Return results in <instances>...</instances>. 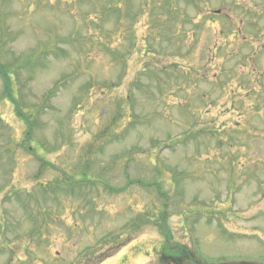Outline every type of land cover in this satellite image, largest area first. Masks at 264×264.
I'll use <instances>...</instances> for the list:
<instances>
[{
    "label": "rangeland",
    "instance_id": "1",
    "mask_svg": "<svg viewBox=\"0 0 264 264\" xmlns=\"http://www.w3.org/2000/svg\"><path fill=\"white\" fill-rule=\"evenodd\" d=\"M235 18L264 37V0H0V264H264V120L217 113L240 65L264 106V42L208 76Z\"/></svg>",
    "mask_w": 264,
    "mask_h": 264
},
{
    "label": "flooded vegetation",
    "instance_id": "2",
    "mask_svg": "<svg viewBox=\"0 0 264 264\" xmlns=\"http://www.w3.org/2000/svg\"><path fill=\"white\" fill-rule=\"evenodd\" d=\"M163 258H167L168 260L164 259L163 261H160V264H164L165 262L169 261L173 262L174 264H189L191 260H193V262L197 264H203V262L197 259L193 253L185 249H182L178 253H173Z\"/></svg>",
    "mask_w": 264,
    "mask_h": 264
}]
</instances>
